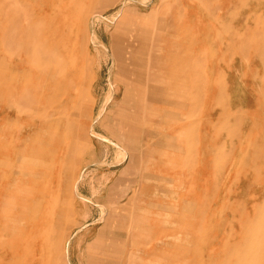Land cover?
Wrapping results in <instances>:
<instances>
[{
    "label": "rangeland",
    "instance_id": "1",
    "mask_svg": "<svg viewBox=\"0 0 264 264\" xmlns=\"http://www.w3.org/2000/svg\"><path fill=\"white\" fill-rule=\"evenodd\" d=\"M0 264H264V0H0Z\"/></svg>",
    "mask_w": 264,
    "mask_h": 264
},
{
    "label": "bare ground",
    "instance_id": "2",
    "mask_svg": "<svg viewBox=\"0 0 264 264\" xmlns=\"http://www.w3.org/2000/svg\"><path fill=\"white\" fill-rule=\"evenodd\" d=\"M9 70H10V69H9ZM10 74H11V73H9L8 76H9ZM14 74H15V72H14ZM14 76H15V75H14ZM15 80H16V79H15ZM7 81H8V80H7ZM23 82H25V80H24ZM15 83H16V82H15ZM23 85H25V84L23 83ZM25 89H26V88H25ZM25 89H24V92H25ZM24 92L21 94V98H20L21 101H24V100H23V99H24V96H25V95H24ZM38 104H40V102H39ZM40 105H42V101H41V104H40ZM38 108H39V107H38ZM40 108H41V107H40ZM46 108H47V107H46ZM67 241H68V240H67ZM67 241L65 242V245H64L65 248H66V246H67Z\"/></svg>",
    "mask_w": 264,
    "mask_h": 264
},
{
    "label": "crops",
    "instance_id": "3",
    "mask_svg": "<svg viewBox=\"0 0 264 264\" xmlns=\"http://www.w3.org/2000/svg\"><path fill=\"white\" fill-rule=\"evenodd\" d=\"M19 121L22 122V117L19 118ZM33 128H34V130H35V128H36V124H35V123H34ZM26 130H27V129H26V126H24V128H22V130H21L22 132L20 131L22 134L24 133V138H25V136H26ZM29 131H30V130H29ZM22 134H21V135H22ZM3 154H4V153H3Z\"/></svg>",
    "mask_w": 264,
    "mask_h": 264
}]
</instances>
